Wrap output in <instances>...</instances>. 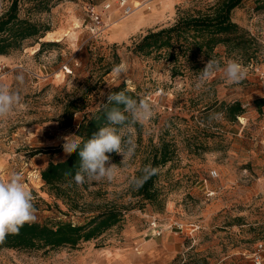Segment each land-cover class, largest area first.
I'll list each match as a JSON object with an SVG mask.
<instances>
[{
	"label": "rangeland",
	"instance_id": "obj_1",
	"mask_svg": "<svg viewBox=\"0 0 264 264\" xmlns=\"http://www.w3.org/2000/svg\"><path fill=\"white\" fill-rule=\"evenodd\" d=\"M44 1L48 8L24 1L20 15L49 24L51 34L40 40L52 44L41 52L38 42L0 55V83L18 91L24 105L0 123V179L22 174L34 197L37 222L83 224L108 203L124 208L125 218L75 247L2 248L0 264H256L254 253L259 243L264 245V105L257 104L264 98V78L251 62L264 69V9L255 0L237 9L241 25L261 41L257 58L248 62L236 52L227 56L220 46L219 55L211 58H181L182 71L173 75L172 61L136 52L135 43L149 30L170 26L215 0H127L125 5L123 0ZM10 4L0 0V14ZM128 4L135 7L129 14ZM93 12L103 23L99 31L91 30ZM57 37L62 39H52ZM211 59L221 67L238 61L246 78L229 85L217 71L198 90L197 76ZM121 63L127 73L114 76L112 69L101 77L109 65ZM21 73L22 85L16 81ZM121 88L136 91L154 110L143 125L124 129L125 138L136 144L134 155L126 163L121 154L110 158L118 165L113 181L74 182L70 199L59 197L45 184L41 170L68 155L63 137L79 141L82 118L105 103L107 93ZM84 92L82 109L66 125L68 101ZM237 100L245 111L230 120L225 106ZM162 139L173 142L176 153L159 169L158 185L166 194L160 208L139 203L131 182ZM153 216L163 227L159 235L150 224ZM176 220L199 229L193 236L177 232L169 226ZM262 260L264 264V248Z\"/></svg>",
	"mask_w": 264,
	"mask_h": 264
},
{
	"label": "trees",
	"instance_id": "obj_2",
	"mask_svg": "<svg viewBox=\"0 0 264 264\" xmlns=\"http://www.w3.org/2000/svg\"><path fill=\"white\" fill-rule=\"evenodd\" d=\"M24 1L33 0H11L10 6L0 14V55H9L38 42L41 45L37 52H41L46 45L52 44L51 41L40 40L51 31L49 24L20 15V8ZM36 2L38 6L46 4L44 0H36ZM243 2L244 0H215L204 9H196L193 13L180 16L170 26L149 30L135 43L134 50L144 55H154L156 58L166 57L173 62V75L182 71L181 58L186 56L192 58L197 54L211 58L213 55H219L216 49L220 46L225 48L227 56L236 52L251 62L258 57L261 41L233 19L234 10ZM255 2L259 8L264 9V0H255ZM45 6L49 7L47 4ZM112 69L113 65H109L101 77ZM119 91H125L133 99H140L134 90L121 88L115 92ZM87 94L88 92H84L80 97L68 101L65 107L66 125H72L75 114L82 109V104L86 101ZM107 103L108 101L103 104ZM257 104L259 107L264 105V98L258 99ZM111 106L114 104L109 107ZM225 108L230 120H235L245 111L242 102L238 100L227 104ZM106 124V112L101 105L90 116L85 115L78 124L76 132L80 140L76 143L82 148L83 144ZM80 148L62 160L48 162L41 170L43 181L59 197L70 199L69 188L73 187L75 182L73 177L80 165ZM175 153L176 147L170 140L162 139L159 144L153 145L145 166L151 165L158 171L142 186L137 188L132 184L131 194L138 198L139 203L149 202L157 207H164L166 194L158 185L159 169L172 160ZM106 154L110 158L116 156V152ZM143 168L135 178L143 175ZM66 172L71 175L66 176ZM124 218V208L116 203H108L83 224L73 222L49 224L35 221L25 224L19 234H8L4 242L0 243V249H51L64 245L75 247L81 242L100 237L108 229L122 222Z\"/></svg>",
	"mask_w": 264,
	"mask_h": 264
},
{
	"label": "clouds",
	"instance_id": "obj_3",
	"mask_svg": "<svg viewBox=\"0 0 264 264\" xmlns=\"http://www.w3.org/2000/svg\"><path fill=\"white\" fill-rule=\"evenodd\" d=\"M112 71L114 76H121L127 73L128 67L121 63L114 66ZM217 71L223 73L229 85H238L247 76L244 66L236 60H228L221 67L217 61L211 59L199 72L195 87L198 90L203 88ZM16 81L22 85L24 74L17 75ZM107 101V104H102L107 124L100 127L82 148L78 143L71 141L72 135L63 137V149L66 154L74 153L80 148V165L73 177L78 185L92 181H113L118 172V165L110 163V156L106 153L121 154V163H126L134 155L136 144L131 137L125 138L124 129L137 123L143 125L154 114L153 105L148 100L133 99L125 91L107 93ZM113 104L114 106L109 107ZM23 107V98L19 92L12 90L6 83H0V123L10 120ZM142 171L143 175L131 182L137 188L158 170L147 165ZM65 175L69 176L71 173L66 172ZM22 180V174L19 172H13L7 181L0 179V243L4 242L8 234H19L25 224L34 223L37 219L34 197Z\"/></svg>",
	"mask_w": 264,
	"mask_h": 264
},
{
	"label": "built area",
	"instance_id": "obj_4",
	"mask_svg": "<svg viewBox=\"0 0 264 264\" xmlns=\"http://www.w3.org/2000/svg\"><path fill=\"white\" fill-rule=\"evenodd\" d=\"M127 2V0H123L122 4L125 5ZM134 5H126L125 11L126 13H131L134 9ZM93 20H94V25L92 26L91 30L92 31H99L101 26H102V20L100 18V16L98 14H96L95 12H93L92 14ZM251 30V29H250ZM252 34L255 35V33L251 30ZM256 36V35H255ZM257 37V36H256ZM258 38V37H257ZM252 65H255L256 69L259 71L260 75L262 78H264V69L261 68V66H259L257 63H255L254 61L251 62ZM214 174H217L216 172ZM212 176H218V175H212ZM209 194H213L214 191H209ZM150 224L152 226V228L155 230L156 234H161L162 233V228L161 225L158 222V219L156 216H153L150 220ZM172 229L174 228L177 232H186L188 235L193 236V232L199 229V226H197L194 223L191 224H187L183 221L180 220H176L173 221L172 223H170L169 225ZM264 245L263 243H259L258 244V250L254 253V260L256 264H262V251H263Z\"/></svg>",
	"mask_w": 264,
	"mask_h": 264
},
{
	"label": "crops",
	"instance_id": "obj_5",
	"mask_svg": "<svg viewBox=\"0 0 264 264\" xmlns=\"http://www.w3.org/2000/svg\"><path fill=\"white\" fill-rule=\"evenodd\" d=\"M246 1L247 0H244V2L242 3V5H241V7H244V5L246 4ZM247 6L249 5V4H246ZM240 7H237L235 10H234V12H233V16H234V18L236 19V21L237 22H239L240 24H242V25H244L243 23V20L242 19H240V15L238 16V14L240 13V12H238L237 11V9H239ZM239 17V18H238Z\"/></svg>",
	"mask_w": 264,
	"mask_h": 264
},
{
	"label": "bare ground",
	"instance_id": "obj_6",
	"mask_svg": "<svg viewBox=\"0 0 264 264\" xmlns=\"http://www.w3.org/2000/svg\"><path fill=\"white\" fill-rule=\"evenodd\" d=\"M49 34H51V32H49ZM52 39L61 40L62 38L57 37V38H52Z\"/></svg>",
	"mask_w": 264,
	"mask_h": 264
}]
</instances>
